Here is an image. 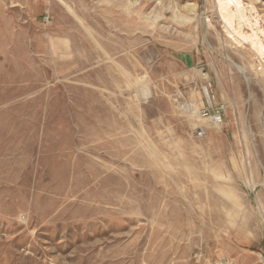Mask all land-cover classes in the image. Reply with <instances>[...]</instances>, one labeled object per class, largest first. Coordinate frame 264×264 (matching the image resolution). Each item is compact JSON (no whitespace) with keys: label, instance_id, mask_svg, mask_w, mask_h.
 Listing matches in <instances>:
<instances>
[{"label":"rangeland","instance_id":"1","mask_svg":"<svg viewBox=\"0 0 264 264\" xmlns=\"http://www.w3.org/2000/svg\"><path fill=\"white\" fill-rule=\"evenodd\" d=\"M222 14L0 0V264H264V56Z\"/></svg>","mask_w":264,"mask_h":264},{"label":"bare ground","instance_id":"2","mask_svg":"<svg viewBox=\"0 0 264 264\" xmlns=\"http://www.w3.org/2000/svg\"><path fill=\"white\" fill-rule=\"evenodd\" d=\"M217 3L219 5V8L222 10V17L225 20L226 26H227V31L230 32L228 33L233 37H236L237 39L241 40L242 42H249L251 46L256 50V52L260 56H264V45L261 43V41L258 39L257 35L258 33L262 34L264 36V32L262 30L256 29V23L252 25L251 23L248 22L246 17L244 16V12L242 13L243 6L240 0H217ZM234 7V11L229 9V6ZM238 17V21H243L248 25V27L251 30V34L247 35L240 30H236L233 28V20L235 17ZM241 26V25H240ZM238 29V28H237ZM225 30V31H226ZM232 37V38H233ZM249 47V46H248ZM255 52V53H256Z\"/></svg>","mask_w":264,"mask_h":264}]
</instances>
